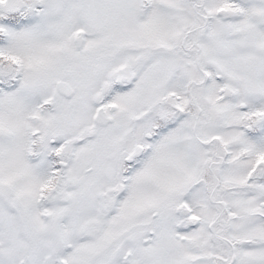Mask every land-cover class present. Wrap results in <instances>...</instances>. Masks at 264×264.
<instances>
[{
  "label": "snow or ice",
  "instance_id": "1",
  "mask_svg": "<svg viewBox=\"0 0 264 264\" xmlns=\"http://www.w3.org/2000/svg\"><path fill=\"white\" fill-rule=\"evenodd\" d=\"M0 264H264V0H0Z\"/></svg>",
  "mask_w": 264,
  "mask_h": 264
}]
</instances>
